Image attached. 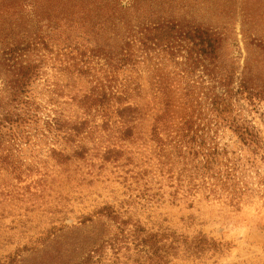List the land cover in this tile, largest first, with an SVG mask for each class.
<instances>
[{
  "label": "trees",
  "instance_id": "obj_1",
  "mask_svg": "<svg viewBox=\"0 0 264 264\" xmlns=\"http://www.w3.org/2000/svg\"><path fill=\"white\" fill-rule=\"evenodd\" d=\"M85 1L95 13L77 18L78 0H0V204L11 181L68 185L56 201L25 207L26 220L0 225V264H26L56 239L73 250L72 264H222L230 248L206 226L227 214L211 216L207 205L227 193L239 207L264 193V136L237 106L264 108V41L251 26L263 17L245 10L241 68L232 29L198 17L197 0L185 13L177 4L189 0ZM54 3L56 25L74 32L52 31L45 9ZM49 66L58 75L44 85ZM66 89L74 93L63 101ZM238 256L229 264H264Z\"/></svg>",
  "mask_w": 264,
  "mask_h": 264
},
{
  "label": "rangeland",
  "instance_id": "obj_2",
  "mask_svg": "<svg viewBox=\"0 0 264 264\" xmlns=\"http://www.w3.org/2000/svg\"><path fill=\"white\" fill-rule=\"evenodd\" d=\"M114 1H112L111 5H113ZM78 2L70 4V6L74 5L73 7H71V17L79 18L80 15L87 17L95 13L94 5H91V7L89 8V2L85 0H80V3ZM127 2L131 4L132 0H123L122 5L124 4L123 6L126 7L125 4H127ZM194 2H196V0H189L188 2L178 1L177 5L180 8L184 6L183 13H185V10L187 8H191ZM197 3H199V7L197 8L195 14L198 17L205 18V15L208 13L213 18L212 22H217V20L225 21L227 26L232 29L233 38H237L235 44V55H240L241 59L238 62V65L243 68L245 58L248 54L244 37L242 34V23L245 19V10L248 7V9H251L252 16H259V18L263 17V19L259 21L260 23L255 24L256 21L254 20V24L252 22L251 26L253 27L252 38L257 39L263 37L264 41V0H207L206 2L197 0ZM207 4L209 5L207 6ZM210 8H215V10L209 12ZM34 12L35 11L31 13V15L33 16L31 20L34 19ZM106 12L107 11L101 13ZM57 13V3H54L49 8L45 9L46 15L50 14L52 18H56L54 21H52V24L49 23L51 24L50 26L53 27L52 31L54 32L58 30L65 33L74 32L75 28H67V21H61V26L56 25V21L60 20V17ZM143 14V12L135 10H130L127 13L129 18L135 17L137 21H140V18ZM37 16L38 18L36 20L42 21L41 25L39 26L43 30L46 29V25L48 24L43 19V16H41V14H37ZM98 16H100V13H98ZM6 22L8 25L9 21ZM255 25H258L259 27L256 28ZM11 28L16 29L15 26ZM116 30H120L122 32L124 31L123 27L121 26L117 27ZM254 30H260L261 32H255ZM81 32H83V30ZM102 34H105L108 37H111V39L115 40V35H113L111 29L107 31L103 29ZM57 36H60V33H58ZM57 42L58 40L56 41V43ZM262 44L264 46V43ZM255 45L256 42L252 45H248L250 46V54L252 53V49L255 48ZM200 74L201 76L203 75L202 73ZM57 75V72H55V70L53 68H50L49 66L48 72L46 76H44L42 82L49 81L44 83V85L48 83H54ZM144 75L145 73H143V76ZM65 80V77L59 76V81L65 82ZM144 81L145 79H143V82ZM73 93L74 91L72 89H66L64 90L61 99L65 101L69 99ZM48 96H50L49 93H46L45 98L41 96L40 101L45 102L48 99ZM237 106L250 120L254 122V124L262 131L264 136V108L259 109L258 111H254L252 107H250L245 101L242 100L238 103ZM67 110L70 112H74L76 111V108H67ZM225 141H228V137L225 138ZM44 159H46L45 154L44 156H41V160ZM40 168L41 174L47 173L48 175H52V178H57V183L62 182L60 181L61 179L58 176H55L52 173L53 168L51 164H49L47 167H44L41 164ZM40 178V175H34L30 179L25 180L23 183L11 181V185L9 186L7 185V183H4L8 187H2L1 189L5 192L6 197H1L0 218L2 217V219L0 225L2 224V226H5V224H8L10 221L19 219L18 216H21L23 220H26V218L24 217V215L26 214L25 207L32 205L40 206L42 202H48V200L50 199H54L56 201L57 196L60 195L58 191L65 194L63 191H65L66 187L68 186L66 183H63L61 188H59L58 185H54L53 188L55 191L51 192L50 190H47L49 189L48 187L43 190V187H39L38 185L36 186L34 184V182L38 181ZM232 205L233 204L230 202L229 195H227V193H223L220 198L213 197L210 203L207 205L206 209L210 211L208 213L211 216L215 217L218 216V214L216 213L219 211L227 214V216L222 217L220 221H216L215 223L206 226V229L208 231L210 227L215 229L216 232L214 234L219 238V240H222L223 242L226 241V243L228 244L227 246H229L230 248V250L225 253V258L223 260L221 259L222 264H229V262L231 261L240 262L239 260L244 256L239 258L238 255L242 254L243 250L250 251V254L252 255L256 254L264 262V193H256L255 197H253L252 199L247 198L242 202L241 205H239V207H234V205ZM235 208H239V210L236 211ZM30 221V224L32 225V219ZM68 222L70 224L75 223L73 220H70ZM33 224L41 225L40 227H42L44 226V221L40 219H34ZM65 243V239H56L50 241L49 243L41 242L37 248H34L33 251L25 255L24 263L26 262V264H72L76 256L74 255L72 249H68L66 252L63 251L65 246L67 245ZM209 257L208 259L204 260V262H206L207 264H216L214 263L216 259H209Z\"/></svg>",
  "mask_w": 264,
  "mask_h": 264
}]
</instances>
